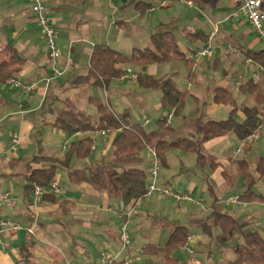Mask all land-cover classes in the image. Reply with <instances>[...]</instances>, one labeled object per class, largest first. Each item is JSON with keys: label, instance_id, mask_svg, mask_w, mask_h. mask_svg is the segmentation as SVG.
<instances>
[{"label": "crops", "instance_id": "crops-1", "mask_svg": "<svg viewBox=\"0 0 264 264\" xmlns=\"http://www.w3.org/2000/svg\"><path fill=\"white\" fill-rule=\"evenodd\" d=\"M138 1L140 0H46L48 15L57 30L61 53L59 63L66 68L62 75L54 76L46 41L32 12L30 0H0V64L19 57L21 62L15 66L14 78L34 85L33 92L26 96L22 89L9 82V78L3 81L0 76V181L3 178L8 184L4 191L0 190V194L12 191L18 197L15 207H0V216L22 226L19 230H12L3 235V243H0V264H85L87 261L101 264L102 252L116 256V260H124L126 264H168L164 254L148 253L146 248L152 244L164 245L174 228L179 225L187 226L190 230L191 227L186 223H179L182 213L184 219L180 222L190 219L193 228H196V225L202 227L201 234L196 235L195 232L190 231V234L194 235V243L207 244L212 240V237L204 231L203 223L211 215L213 208L208 209V213L196 221L190 217L192 213L190 209L196 206L193 202L184 201L178 204L172 197L154 194L146 196L133 211L130 218V234L134 247L130 246L122 250L121 213L128 210L131 205H125L121 198L112 194L108 188L98 189L89 181L73 183L68 177L70 170L88 171L97 166L118 170L142 167L149 173L153 167L152 156L147 150L139 155L119 160L115 155L116 131L101 130L87 134L81 132L68 134L55 125L57 114L66 99L74 101L77 107L85 111L94 122L97 121L99 113L92 99L98 98L102 101L100 95L97 96L96 93L103 89L106 97V102H103L111 110L116 113L129 111L133 117L128 108L117 109V104H114L113 100L118 97V90L112 89L110 85L100 87L91 83L73 84L77 76L88 74L91 56L97 44H107L130 55L135 48L150 46L151 38L156 32L168 30L173 32L180 48L193 60L191 72L184 61H182L183 65L172 64L176 61L137 65L140 67L139 72H134L131 77L125 79L119 77L117 83L130 80L132 84H138L137 75L142 73L153 75L160 81L167 78L176 80L181 89L188 91L186 106L177 116L184 120L183 124L185 129H188L187 132L195 133L181 138L201 139L209 128V119L225 123L229 118L231 106L215 100L216 87L228 88L232 91L238 106L239 121H244L247 117L243 106H260L264 112V96L256 97L254 93L242 92L240 89L241 84L253 80L264 93V69H260L257 63L250 62L244 56L247 49H263L264 44L259 45V43H264V40L258 37L245 15L233 16L238 0H232L234 11L231 15L219 19L213 14L216 3L189 4V0H167L165 5H161L164 0H142L151 2L153 7L140 12L136 6ZM180 3L198 9L199 14L197 15L196 12L188 14L186 13L188 9L182 11L178 7ZM158 8L163 10L164 16L158 17L157 14H152L150 18L144 20L151 15V11L155 12ZM169 9L179 13L168 15L166 13ZM234 17L239 19L237 24L242 29L222 31L219 28L208 42L214 46L213 56L196 58L195 54L203 48V44L191 42L187 34L199 29L206 31L210 37L216 26L219 27ZM138 18L142 20L136 22ZM247 25L250 27L243 29ZM253 33H256L255 37L251 36ZM180 39L186 43L184 48ZM13 50L17 57L13 56ZM130 64L132 65V63L120 64L119 67L126 71L130 68ZM124 75L128 76L126 73ZM178 76L187 82L185 87L180 86ZM158 99L156 108L158 111L162 109V118L168 112L162 106V91L158 94ZM259 101L262 104H259ZM188 116L190 120H187ZM133 119L142 122L146 128L149 124H145V120L150 121L148 117L142 121L134 117ZM171 124L175 132L173 120ZM38 127H50L54 134L63 132L62 148L58 149L51 145L45 148L47 150L45 153H27L33 145V132ZM147 130L152 129L147 128ZM5 131H8L7 138ZM15 133L19 137V143L16 145L12 141ZM255 134L247 140H241L234 132L227 131L213 134L203 143L207 159L201 164L203 165L201 172L209 176L205 182V189L209 188L212 192L214 190L208 183L209 178L215 180L222 188L224 185L231 187L237 174L244 173L247 176V190L250 187L253 189L252 184L255 180L253 173L258 178L264 177V171L259 169L264 163V128ZM85 135L94 140L91 155L81 159L84 161L74 156L69 167L63 166L61 161L69 151L71 143ZM53 139V136L49 135L48 140L52 142L51 144H54ZM236 140L239 144L234 153L231 146ZM171 153L180 158L179 163L182 167L179 176L170 172L173 167L168 159ZM239 153L245 155L237 157ZM38 155L58 159L61 167H58L57 176L67 181L66 189L60 185L59 193L48 192L54 195L53 200L42 199L37 202L34 190H27L24 175L28 166L46 165V162L32 161V158ZM196 162L200 163L195 153L171 149L167 154V173L160 172V183L168 187L173 186V180H179ZM259 162L262 163L258 165ZM84 164L88 169L81 168ZM147 164H149L148 168ZM197 186L195 179L191 178L183 193L192 194L196 192ZM16 188L18 192H14ZM63 192H66V195H63ZM233 203L238 204L240 201L233 200ZM260 205H264V202H260ZM114 206H117V209H114ZM111 211L114 217L109 214ZM219 212L229 213V210L224 209ZM229 214L233 215L231 211ZM256 214L263 223L262 225L259 222L255 223L258 228L256 230L264 237V211L260 209ZM253 216L252 214L249 218L252 220ZM156 217L161 218V222L156 220ZM145 226H150L151 231H145L143 229ZM219 230L221 233L220 228ZM229 243V241L220 242L222 251L227 249L232 251L228 256H221L220 264H227L237 255L236 247L240 244L230 247ZM230 254H233V257ZM211 255L206 256L205 261L192 259L187 262L180 261L173 253L171 257L176 259L174 264L200 262L217 264L211 259Z\"/></svg>", "mask_w": 264, "mask_h": 264}, {"label": "trees", "instance_id": "trees-1", "mask_svg": "<svg viewBox=\"0 0 264 264\" xmlns=\"http://www.w3.org/2000/svg\"><path fill=\"white\" fill-rule=\"evenodd\" d=\"M189 1L196 2V4H215L219 0ZM241 3L242 0H238L236 10ZM136 6L140 12H145L147 9L153 7L151 2L142 0L138 1ZM262 7L264 8V0H262ZM187 37L191 42L203 44V47L208 45L210 40L208 33L199 29L189 32ZM13 56L17 57L14 50ZM244 56L259 66L264 67V48L260 50L247 49L244 52ZM18 58L15 59L14 57L0 64V76L3 81L14 77L15 66L21 62V59L19 60ZM171 61H184L189 67L190 72L192 70V58L180 48L171 30L156 32L151 38L150 46L135 48L130 55L113 49L107 44H97L91 56L88 74L77 76L73 84L83 85L91 83L100 87H108L113 79L124 75L125 70L119 67L120 64L147 65ZM137 79L138 84L144 88H154L162 91V106L168 112H173L174 116H177L183 111L188 100V91L181 89L176 80L167 78L160 81L153 75L143 73L138 74ZM240 89L242 92L254 93L256 97L264 96L258 83L253 80H248L241 84ZM214 93L217 102H224L231 106L230 116L225 123L209 119V128L206 131V135L201 139L185 137L171 140L170 136L174 132V127L168 122L167 115L158 120L157 128L147 130L142 122L133 119L129 111L116 113L98 98L92 99L99 113L97 121L94 122L85 111L77 107L74 101L66 99L63 101V107L57 114L55 125L68 134H75L77 132L87 134L101 130L116 131L117 133L114 138L115 155L119 160L139 155L147 150L148 147H152L156 150L163 166L168 164L167 154L171 149H181L195 153L198 162L203 163L207 159V154L203 150V143L211 138L213 134L231 131L239 139L247 140L253 136L264 121V112L260 106H243L247 117L244 121H239L237 118L238 106L232 91L228 88L216 87ZM259 102V104H262L261 101ZM93 144V138L87 135L73 141L61 164L69 167L72 157L86 158L90 156L93 151ZM32 161L46 162V165L43 167L28 166L24 175L27 182V190L33 191L35 185L49 186L50 182L58 174V165L60 164L58 159L46 155H38L33 157ZM261 163L259 162L258 165ZM263 168L264 163L259 166L262 172L264 171ZM68 177L73 183L89 181L98 189L108 188L112 194L120 197L125 205L131 206L134 205L137 199L146 194L151 181L150 173L142 167L118 170L115 168L107 169L105 166H97L91 168L89 172L74 169L69 171ZM43 199L53 200L55 198L52 193L47 192L44 194ZM239 201L243 203L264 202V194L257 193L250 187L239 195ZM213 227L221 229V233L217 236V239L221 243H225L241 228V224L235 216L214 209L203 223L204 231L212 239L214 238ZM189 234L190 230L187 226L179 225L174 228L164 245H148L146 251L148 253L164 254L167 263L174 264L176 259L172 258L171 254L176 248L185 244ZM236 252V257L227 264H264V237L257 230L245 233L244 243L236 247ZM112 264H125V261L116 260Z\"/></svg>", "mask_w": 264, "mask_h": 264}, {"label": "rangeland", "instance_id": "rangeland-1", "mask_svg": "<svg viewBox=\"0 0 264 264\" xmlns=\"http://www.w3.org/2000/svg\"><path fill=\"white\" fill-rule=\"evenodd\" d=\"M151 1V0H149ZM154 1V0H152ZM232 0H219L216 3V7L214 8V12L213 14L216 16L217 19L219 18H223L225 15H228L234 11L232 10ZM158 6V5H157ZM179 8H181V10H185L188 9V11H186V13L188 14H192L193 12H196L197 15L198 13V9L196 8H190L189 6H185L182 5L181 3L178 5ZM196 7V6H195ZM156 11H151V15L148 17H145L144 20H147L148 18H150L152 16V14H157L158 17H162L164 16L163 10L161 8L155 9ZM174 13H179L176 10H167L168 15H172ZM215 18V19H216ZM136 22H139V20H142L141 18L136 19ZM239 19H237L236 17L225 21L224 23H222L221 26L218 27V29L220 28L222 31H226V30H234L237 28H241L239 26V24H237V22ZM250 27V25L245 26L243 29L246 30V28ZM208 28V27H207ZM252 37L256 36V33L251 34ZM180 37V36H179ZM182 44V48L185 47L186 43L180 39L179 40ZM260 44H264V43H259ZM259 47V46H258ZM213 56V55H212ZM172 64H180L183 65L182 61H176ZM140 71V67H138L137 65H131L130 64V68L127 69L125 71L126 74H128V77H131V75L134 72H139ZM181 76V75H180ZM178 76L179 79V83L181 87H185L187 85V82H185V79H182V77ZM117 79L119 78H115L111 81L110 83V87L113 89H117L118 90V97H116L115 100H113V103L117 104V109L122 110L124 108H128L132 114L133 117L135 119L138 120H145L146 117H148L150 119V123L148 125V129H155L157 127L158 124V120H160L161 115L163 114L162 109H160L158 111V109L156 108V103H158L159 99H158V94L161 93L160 90L157 89H146L142 86H140L139 84H132L130 80H126V81H120L119 83H117ZM84 85V84H83ZM104 90V89H103ZM98 90L97 91V96L100 95L102 101L106 102V97H104V91ZM122 90H127V91H123ZM85 102L83 103V105L85 106ZM82 106V107H84ZM87 106V105H86ZM48 107V106H47ZM87 109V108H86ZM189 117V116H188ZM191 118H187V120H190ZM184 120L182 119V117H175L173 119V125L176 127V131L174 132V134L170 137L172 139H179L181 137H184V135H195V133L193 132H187L188 129H185L184 124H183ZM187 125H188V121ZM7 132L5 131V136L6 138L7 136ZM49 135L53 136V142L54 144H51L52 142H49ZM63 132H57L56 134H54L53 130L50 129V127H38L37 130H35L33 132V145L30 147V149L27 151V153H45L47 152V150L45 148H47L48 146L54 145L56 148L60 149L62 148L61 146L64 145V139H63ZM237 144H239V142L233 141L232 144V151L235 153L236 151V147ZM21 153H23L22 151H20ZM244 153H239L237 155V157H242L244 156ZM192 158L194 157L193 155ZM84 159V158H80L79 160ZM169 161H171L170 163H172L173 167L172 170L170 172H173L174 175H181V164L179 163V156L178 155H174L173 153L170 154L169 156ZM84 161V160H81ZM197 163V162H196ZM196 163L194 164V166L192 167L191 170H186V174L182 177L178 179H174L173 180V186H169L171 189L178 191L180 193H183V191L185 189H187L188 187V182L189 179H195V181L197 182L198 186L196 189V192H193L192 194H190L196 201H199L200 204H195L196 206L193 207L192 213L190 215V217L192 218V220H200L201 218H203V216L205 214L208 213V209H215L217 211H224V209L229 210V213L231 211V213L233 215L236 216V218L239 220V222L241 223V228L239 230L236 231V233L234 234V236L229 240V246L233 247L235 244H242L244 242V234L245 233H249L250 231H254L257 228V225L255 223H261V221L258 219L257 214L255 215V213H257L258 210H263L264 211V205H260V202L258 201H254V202H250L249 204H245L243 202L240 201V203L236 204L233 203V200L235 199L236 196L241 195L246 188L248 187V184H246V175H244V173L242 174H237L236 178L233 181V186H228V185H224V187H220L217 182L215 180H212L209 178L208 183L213 187V192L211 189L207 188L205 189V182L207 180V177H209L206 173L201 172V168H203L201 164L203 163ZM60 165V164H59ZM58 167L60 168L61 165ZM75 167V166H72ZM81 167V166H79ZM149 167V164H147V168ZM84 169H88L87 166H85V164L81 167ZM70 169V168H69ZM74 169V168H73ZM91 169V168H90ZM89 169V170H90ZM88 170V171H89ZM167 167L161 165L160 167V172L161 173H167ZM200 171V172H199ZM59 184L66 189L67 188V181L66 180H62L59 179L58 176L55 177ZM253 178L255 179L252 187L253 189L257 192V193H263L264 194V177L263 178H258L257 175H255L253 173ZM8 187L7 181L5 182L4 179L2 178L0 181V190L4 191L6 188ZM18 188V187H17ZM16 188V190L14 192H18V189ZM63 195H66V192H63ZM228 204V205H227ZM174 205V204H173ZM117 206H114V209ZM113 211H111V213H109L112 217H114V215L112 214ZM254 215L253 219L251 220L249 217L250 215ZM109 215V216H110ZM182 218H180L179 223H186L187 225H189L190 231L191 232H195L196 235L203 233L202 227H198L196 225V228H193V226H191L192 222L190 219L188 220H183V222H180L183 218V213L181 214ZM159 220L161 222V218L159 219V217H156V220ZM173 220V219H172ZM186 221V222H185ZM263 223H261L262 225ZM259 226V225H258ZM150 226H145L143 229L145 231H151V229L149 228ZM128 229L130 231L131 229V225L130 223L128 224ZM213 236L214 238L210 241V243H194L193 241L189 242V245L193 248V252H188L185 244L176 248L172 253L175 257H178L180 259V261L182 262H187L188 260H192V259H196V260H200V261H205V257L208 256L209 254L211 255V259H213L214 261H216L217 264H220V258L224 257V255H227L229 253H231V249H227V251H222L223 249L220 247V241L217 239V236L220 234V230L219 227H213ZM186 243V242H185ZM131 247H134L133 245V240L131 243ZM233 254H230V256H232ZM222 256V257H221ZM229 256V257H230ZM233 257V256H232Z\"/></svg>", "mask_w": 264, "mask_h": 264}, {"label": "built area", "instance_id": "built-area-1", "mask_svg": "<svg viewBox=\"0 0 264 264\" xmlns=\"http://www.w3.org/2000/svg\"><path fill=\"white\" fill-rule=\"evenodd\" d=\"M166 2L167 0L162 1L161 5H165ZM30 3H31L32 12L40 27L41 33L46 41L48 55L50 57L52 64L53 74L54 76H60L65 72L66 68L62 67L59 63L61 53L58 46L57 30L52 22V19L48 15L46 0H30ZM188 3L192 4L193 2L189 1ZM241 14L245 15L249 19L258 37L264 40V8L262 7V0H242V3L238 7V9L233 13V16H238ZM217 31H218V26H216L214 28V31L210 33V39L214 37L215 32ZM213 53H214V46L213 44L210 43L204 46L203 48L199 49L196 52L195 56L196 58L211 57ZM248 60L252 62L250 59ZM259 68L264 69L263 66H259ZM127 77H128L127 75H122L120 78L125 79ZM9 82L14 86H17L18 88L22 89L23 93L26 96L30 95L34 90V85L25 83L22 80L14 77L9 78ZM166 115L168 122L171 123L174 118V113L168 112ZM149 122L150 121L148 119L145 120V124H149ZM262 128H264V121L258 127L255 133L257 134ZM12 141L15 145L19 143V137L16 133L13 135ZM147 151L151 154L152 162H153V167L150 172L151 181L148 185V191L146 192V194L140 197L139 199H137L134 205H132L128 210H125L121 213V217L123 221L120 227V239L122 242V250L130 248L131 246L132 237L128 229V224L130 223V218L132 216L133 211L146 196L160 194L162 196H169L174 198L178 204H182L184 201H190L193 202L194 204H200V202L196 201L190 194L180 193L178 191L171 189L168 186L162 185L160 183V171H159L162 164L157 155V152L152 147H148ZM60 191H61V186L56 178H54L50 182L49 186L44 187L40 185H35L34 187V194L37 202L41 201L43 199L44 194H46L47 192H52L57 194ZM234 201L238 202L239 196H236ZM17 202H18V197L14 195L12 191H5L2 194H0V207L2 206L15 207ZM21 228L22 226L19 223L14 222L11 219L0 216V243H3V235L5 233L12 230H19ZM193 238L194 235L189 234L187 236L185 243L188 252L191 253L194 250L189 245V242L193 241ZM114 261H116V256H112L107 252H102L101 264H112ZM85 264H95V263L92 261H87Z\"/></svg>", "mask_w": 264, "mask_h": 264}]
</instances>
